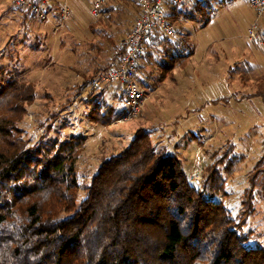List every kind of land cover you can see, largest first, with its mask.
Here are the masks:
<instances>
[{
	"label": "rangeland",
	"instance_id": "obj_1",
	"mask_svg": "<svg viewBox=\"0 0 264 264\" xmlns=\"http://www.w3.org/2000/svg\"><path fill=\"white\" fill-rule=\"evenodd\" d=\"M91 3L57 0L48 21L41 22L14 8L12 0H0V86L11 78L34 86L35 98L20 122L29 145L73 137L82 141L77 161L78 202L87 195L102 161L128 146L141 128L153 130L154 144L161 143V138L177 143L176 155L188 178L194 183L192 178L200 173L201 187L215 155L231 146L232 165L218 166L226 194L215 200L222 201L239 220L250 177L264 154V46L248 39V29L257 18L250 0L212 3L206 26L183 16L173 22L176 33L164 42L157 40L159 48L148 54L157 62L143 73L147 89L140 86L148 94L141 113L121 120L124 113L115 120L126 103L105 92L104 102L115 106L109 124L103 122L109 118L102 115L104 109H94L96 97L88 100L118 85L94 89L91 79L96 68L112 59L138 8L127 0H110L102 17L95 19ZM65 6L71 16L62 21L58 11ZM165 10L170 13V8ZM259 23L258 32L264 35V16ZM181 36L187 44L179 42ZM189 48L194 50L192 56H187ZM167 50L187 58L178 61L160 82V64L166 62ZM254 189V209L247 215L243 232L250 246L264 249V187Z\"/></svg>",
	"mask_w": 264,
	"mask_h": 264
},
{
	"label": "trees",
	"instance_id": "obj_2",
	"mask_svg": "<svg viewBox=\"0 0 264 264\" xmlns=\"http://www.w3.org/2000/svg\"><path fill=\"white\" fill-rule=\"evenodd\" d=\"M217 1L187 0L168 6L166 16L206 26ZM169 38L151 34L143 57L153 54L157 40ZM166 54L160 82L187 58ZM122 55L117 44L112 59L94 72L109 70ZM34 98L30 82L11 78L0 86V264H264V249L250 246L243 232L254 209V187H264V154L250 177L239 220L215 200L226 194L218 166L232 165L231 146L215 155L201 187L190 181L181 158L158 148L143 128L122 151L102 161L78 202L82 141L49 139L30 146L20 122ZM94 109H104L109 118L103 122L112 121L107 102Z\"/></svg>",
	"mask_w": 264,
	"mask_h": 264
},
{
	"label": "built area",
	"instance_id": "obj_3",
	"mask_svg": "<svg viewBox=\"0 0 264 264\" xmlns=\"http://www.w3.org/2000/svg\"><path fill=\"white\" fill-rule=\"evenodd\" d=\"M110 0H92L91 14L95 19H100L104 8ZM136 5L138 14L131 28L120 40L123 55L120 62L107 71H100L91 79L94 89L100 86L116 84L125 95L127 111L121 120H130L138 116L144 106L146 98L144 90L138 82V71L144 54V44L151 34L161 33L173 36L176 27L166 16L165 8L180 6L187 0H128ZM251 5L256 11V20L248 29L249 41L257 46H264V35L258 31L261 28L259 20L264 16V0H251ZM14 8L25 11L41 22H47L53 9V0H12ZM56 9V8H55ZM58 16L62 21L70 18L71 11L68 7H61ZM192 180L201 186V174H196Z\"/></svg>",
	"mask_w": 264,
	"mask_h": 264
},
{
	"label": "crops",
	"instance_id": "obj_4",
	"mask_svg": "<svg viewBox=\"0 0 264 264\" xmlns=\"http://www.w3.org/2000/svg\"><path fill=\"white\" fill-rule=\"evenodd\" d=\"M56 1L57 0H53V9L55 10V8H57V6H56ZM136 6V5H135ZM179 33H183L182 32V30L179 32ZM181 35V34H180ZM180 38H183L182 36L180 37ZM179 38V39H180ZM147 40H148V42H150L151 43V35L147 38ZM146 40V41H147ZM181 40V39H180ZM180 42V41H179ZM148 46H150L149 45V43L147 44ZM154 47H156V48H159V43L158 42H155L154 43V45L151 47V48H154ZM155 49V48H154ZM153 49V50H154ZM154 61H156L154 58H152V57H148V55H144V57L142 58V60H141V63H140V67H139V71H141L142 73H141V76H139L138 75V82H139V84L140 85H142V87H145L146 88V85H145V82H146V80H145V74H143L144 72H146V70H147V72H148V68L150 69V65L152 64V63H155ZM157 62V61H156ZM138 71V72H139ZM147 89V88H146ZM153 89V88H152ZM151 89V90H152ZM150 90V89H149ZM148 90V91H149ZM150 90V91H151ZM119 91H120V93H119ZM105 92H108L109 94H111L112 95V97L113 98H123V100L125 101V97H122V93H121V90H120V88H119V86H117V87H114L113 89H107V88H104L103 89V91L100 93V94H98V95H96V96H93L92 98H90L89 100H88V102H90L91 100H93L95 97V100L92 102L93 104H94V107H96L97 106V104H98V99H103L102 100V102H104V100H106L105 99ZM145 93H147L148 94V92L145 90L144 91ZM123 101V102H124ZM108 103V102H107ZM108 104H110V103H108ZM110 106L113 108V111H114V108H115V106L114 105H112V104H110ZM127 108H126V106H125V108H123L122 109V112H120L118 115H117V117H115L114 119L116 120V119H118V118H120V117H122V115H123V113H124V111L126 110ZM91 122H93V121H91ZM96 125L98 124V123H96V122H94ZM111 125V124H110ZM148 130L151 132V135H152V129H150V128H148ZM159 140V139H158ZM158 148H160V149H163V150H165V151H167L168 153H170V154H178L177 152H176V148H177V146H178V144L176 143H174V142H170V143H167V141L164 139V138H161V143H159V144H155ZM175 146V147H174ZM172 147H174V148H172Z\"/></svg>",
	"mask_w": 264,
	"mask_h": 264
}]
</instances>
